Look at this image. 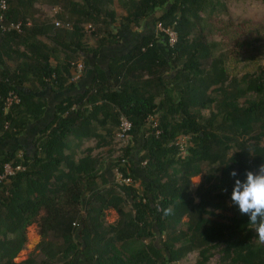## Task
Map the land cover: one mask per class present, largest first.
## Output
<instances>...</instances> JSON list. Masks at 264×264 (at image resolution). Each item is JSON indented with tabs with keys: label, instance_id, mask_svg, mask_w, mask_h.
Returning a JSON list of instances; mask_svg holds the SVG:
<instances>
[{
	"label": "trees",
	"instance_id": "16d2710c",
	"mask_svg": "<svg viewBox=\"0 0 264 264\" xmlns=\"http://www.w3.org/2000/svg\"><path fill=\"white\" fill-rule=\"evenodd\" d=\"M6 1L4 23L20 22L22 32L0 31V174L6 163L24 170L0 181V264H175L192 252L197 264L216 254L217 264H264V243L230 199L235 179L264 164V21L233 25V54L208 39L214 14L227 13L220 0H122L119 19L112 0ZM40 1L71 29L36 21ZM116 21L156 32L111 57L106 71L94 66L90 84L71 93L78 61L86 71L87 57L119 44ZM158 26L176 33L173 45ZM11 91L20 102L6 112ZM121 116L132 124L128 168L93 154L110 146ZM35 123L33 152L3 149ZM116 173L133 183L118 184ZM36 219L40 240L16 263Z\"/></svg>",
	"mask_w": 264,
	"mask_h": 264
},
{
	"label": "rangeland",
	"instance_id": "374dc122",
	"mask_svg": "<svg viewBox=\"0 0 264 264\" xmlns=\"http://www.w3.org/2000/svg\"><path fill=\"white\" fill-rule=\"evenodd\" d=\"M221 3H223L226 6L227 13L225 12H220L221 9H218L217 13L214 14L212 17V21L209 22L210 27L212 26V37L208 36V39H213L217 43H224L225 47L222 49V53H227L229 50H233V54L239 52L237 48H235V44L232 41L233 37V32H232V27L233 25H237L241 23L242 21H251V22H263L264 21V0H220ZM122 0H112V3L110 5H107V8L109 9H114L116 13L117 19H119L122 15H125V10L121 6ZM36 13L34 16V19L36 21H44L46 19H53L58 12V8L51 7L50 5L46 4L43 1L38 2V4L34 5ZM28 24L31 23L30 20L26 21ZM208 25V26H209ZM86 28V27H85ZM114 29L115 31L122 32L124 29L122 28L121 25H119L118 21L115 22L114 24ZM123 29V30H122ZM131 30L134 29V27L130 28ZM91 30H86V34L88 36L87 42L89 43L90 46H95V41L93 37L90 35ZM124 33V32H122ZM121 42L119 44L115 45L114 47H117V52L124 53L126 52V48L129 47L130 42L127 47L121 48L120 47ZM125 44V42H124ZM262 51V50H260ZM220 53V52H218ZM217 53V55H218ZM112 54L110 51H103L100 60L101 62H105L107 59V56ZM263 58V63H264V53L261 55ZM45 99L47 100V103L49 106L54 105L56 102L58 103L59 98H56L55 95H50L48 93L44 94ZM52 97H55L56 99L54 100ZM54 100V101H52ZM203 115H209V111L203 112ZM52 119V114H48L44 124H46L49 120ZM42 127L41 125L37 126L36 123L32 124L29 126V128L24 132V134H27V131H30L33 128ZM118 129V128H117ZM33 140V139H32ZM30 140V137L27 135L25 138V146L26 148L30 149L31 152L34 150L33 146V141ZM18 140L15 141H10L6 142L3 145V149H11L17 147V142ZM184 142L186 145L188 144L187 142V137H180L178 138L177 142ZM130 142V141H129ZM128 142V143H129ZM29 144V145H28ZM131 142L129 143V145ZM122 142L118 140L117 138V130H115L111 144L108 148H99V149H94L93 154H98L101 155L102 158H108V157H113L116 156L119 149H121ZM128 145V144H127ZM95 146L94 141H86L85 144H83V147L79 149L77 152V157H80L82 153L86 152L87 149L91 148L93 149ZM201 182V177H193L191 179V184H192V191L196 189V187L200 184ZM106 222L111 224L114 223L117 219V214L113 211L110 210L106 213ZM183 221H186V218H183ZM184 229L185 227L182 226ZM39 228H38V219H36L35 223H33L31 226H29L26 229V237L27 241L24 246V249L17 255L16 259H14V262L20 263L24 261L28 254L34 249V247L38 244L40 240V236L38 234ZM218 255L216 254L214 257H212L207 264H217L218 263ZM78 260L76 259L74 263H76ZM199 261V256L197 252H192L188 254L186 257L181 259L180 261L176 262L175 264H197Z\"/></svg>",
	"mask_w": 264,
	"mask_h": 264
},
{
	"label": "built area",
	"instance_id": "2783aa9c",
	"mask_svg": "<svg viewBox=\"0 0 264 264\" xmlns=\"http://www.w3.org/2000/svg\"><path fill=\"white\" fill-rule=\"evenodd\" d=\"M8 10V3L6 0H0V31L2 33H21L22 32V23L20 22H9L8 24L4 23L5 14ZM56 27L64 28V29H71V26L69 24H62L59 21L54 22ZM30 25V24H27ZM160 31L165 32L168 35L169 44L173 45L176 42V33L173 32L171 29H162L160 26L157 27ZM86 30H91L92 27L90 25H87ZM84 71V67L82 64H76V67L74 69V74L72 77L73 81H77L81 78ZM20 99L16 93L13 91L9 92L8 95L5 98L4 101V110L8 112L9 108L12 105L19 104ZM75 107V106H74ZM151 119V118H150ZM7 128V124L5 126ZM132 128L131 122L125 118L124 116H121L119 118V126L117 129V138L119 141L122 142L121 149H119L116 156H113L112 158L115 159L117 157H121V164L125 165L127 168L129 167L128 158L124 157L123 153L125 148L129 146V143L131 142V135L130 130ZM186 138V137H184ZM130 141V142H129ZM129 142V143H128ZM128 144V145H127ZM177 146L179 148V154L181 157H184L186 155V143L177 142ZM20 156V154H19ZM24 170V168L20 165H17L13 167L11 164L6 163L3 166V171L0 174V181L6 179L8 176L14 175L15 173ZM116 182L120 185H130L133 183V181L130 178H123V176L119 173L115 174ZM134 187H138V183H134Z\"/></svg>",
	"mask_w": 264,
	"mask_h": 264
},
{
	"label": "clouds",
	"instance_id": "9594fccd",
	"mask_svg": "<svg viewBox=\"0 0 264 264\" xmlns=\"http://www.w3.org/2000/svg\"><path fill=\"white\" fill-rule=\"evenodd\" d=\"M235 178L237 173L231 172ZM246 179H235L231 193V204L238 207L241 215L249 217V224L254 226V232L259 242L264 243V164L257 171H247ZM169 214L165 210V215Z\"/></svg>",
	"mask_w": 264,
	"mask_h": 264
},
{
	"label": "crops",
	"instance_id": "0c3cea01",
	"mask_svg": "<svg viewBox=\"0 0 264 264\" xmlns=\"http://www.w3.org/2000/svg\"><path fill=\"white\" fill-rule=\"evenodd\" d=\"M122 32H124V33H122ZM122 32H120V36H121V40H120L121 44H120V47L121 48L127 47L128 44H129V42H130L129 47L126 48L127 49L126 51H128L131 48V46L134 45L139 40L140 37H142L144 35H147V34H153V33L156 32V29L152 26V24H150L148 22H143L141 24V26L135 27L133 30H131V29L125 30L124 29V31H122ZM124 42H125V44H124ZM105 50L107 52L108 51L112 52V54H110V55L107 56V59H106L105 62H101V60H100L101 59L100 58L101 54H99L96 57L89 56V57L86 58L87 61H88L87 69H86V71L84 69V72H83L81 78L79 80H77L76 85H75V89L73 88L71 90V93H77L74 90L77 89L78 91H81V90H83V88L87 87L90 84V81H91V78H92V76L90 74V72H91L90 69H92L94 66H99L101 69H103L104 71H106L107 70L108 60L111 57H116L118 55L124 54V53L117 52V47H108ZM105 50H103V51H105ZM79 63L82 64L83 67H84V63H83L82 60L78 61L77 64H79ZM52 98L54 100L56 99L54 97H52ZM54 100H52V101H54ZM35 129L36 128L34 127L30 131H27V134L26 133L25 134L23 133L22 136H19V138L17 139L18 141L16 142L17 143L16 146L17 147H19V146L22 147V149L24 151H26V150H27V152L30 151V149L26 148V146H25V138L28 135L30 137V140H32L33 137H34L33 135H34V130Z\"/></svg>",
	"mask_w": 264,
	"mask_h": 264
},
{
	"label": "flooded vegetation",
	"instance_id": "af4514ba",
	"mask_svg": "<svg viewBox=\"0 0 264 264\" xmlns=\"http://www.w3.org/2000/svg\"><path fill=\"white\" fill-rule=\"evenodd\" d=\"M37 130H38V129H35V130H34V135H33L34 137H35V133H37ZM34 137H33V139H34Z\"/></svg>",
	"mask_w": 264,
	"mask_h": 264
}]
</instances>
